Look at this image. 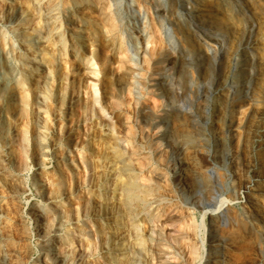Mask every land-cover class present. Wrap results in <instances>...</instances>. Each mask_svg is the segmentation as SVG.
Segmentation results:
<instances>
[{"label":"bare ground","instance_id":"6f19581e","mask_svg":"<svg viewBox=\"0 0 264 264\" xmlns=\"http://www.w3.org/2000/svg\"><path fill=\"white\" fill-rule=\"evenodd\" d=\"M179 1L180 7L184 10L183 12L194 19L197 27L212 29L218 32L226 29L225 24L221 20V0ZM214 1L217 3H214ZM41 2H43V0H11L10 4H6L5 0H0V15L2 12L3 14L6 13V18L9 16L10 19V16H12L16 19L14 20L15 22L19 21L20 23L23 19L22 16L24 17L26 14L30 17L38 15L41 11ZM45 3L47 4L45 15L36 16V20L31 24L35 25V29H31V26L29 27L28 25L31 20L30 18L27 22L28 26L26 25L20 34V37L22 36V39H25L27 51L31 48H39L40 50L37 51L42 54H40L41 57L37 56L39 54L37 51H28V53H38L37 55L33 54L32 59L35 61L38 60V62L34 63L28 61V55L22 54L18 57L21 63L23 61L26 68H31L29 71L31 75L29 76L28 74L29 77H26L27 81L32 77V73L34 71L36 72L33 80L31 78V80L26 82L25 75H20V73H18L19 71H16L17 68H14V64L9 56L8 46L5 42V38L8 35L2 30V26H0V119L5 120L9 117L15 121L19 119L23 120L22 117H26L27 111H29L28 107L30 106L32 108L33 113L31 115L34 114L35 118H37L36 122L39 121L33 125V130L30 129V131H33V133L31 132L33 134L31 135L33 136L32 151L34 152L36 160H39L38 168H44L47 156L52 153L53 149L58 148L57 146H52L49 141L51 130L50 121L51 123L55 121L53 117L54 114L53 116L51 114V109L54 108L52 107L54 101H52V95L45 94V88L54 80L56 74L58 75L59 72L61 73V70H64L65 74L68 76L70 75L69 94H67L68 105L65 110H63L67 122L66 124L61 122L64 124L63 126H68L67 128L65 127L67 129L65 130L66 136L70 137V135H74L71 130H73V125L79 122L77 120V122L75 121L76 123L74 122L75 124H73L72 117L76 114L75 111L82 110L83 116L80 118L83 126L87 122L91 123V125H88L90 126L88 127L89 130L86 128L88 131H85L87 136L86 139L88 140L87 144H83L84 146L82 145L79 148V157L83 168L80 169L78 164L74 163L73 153H71V150H67V154L61 157L65 159L64 170L61 176L51 174L52 176L50 175L48 177L46 175L45 181L43 177H35L34 180V182L36 181L37 187L42 191H39L41 195L44 194V197L46 196L47 202L48 200L60 199L65 195L64 199L56 203L57 207L53 215H49L50 217L47 219L42 217V220L44 219L42 225H45L46 228L43 226L41 230H46L47 234H52L56 237L51 238L53 239V241L51 240L53 244L51 248L49 247L51 249L50 253L52 259L54 260L53 263L94 264V258L100 256L103 260V264H133L137 260L134 257L140 255L138 253L145 250L147 253L146 255L152 258V264H186V253L187 251L192 252L193 250L191 251L190 249L189 235L185 234L187 227L186 219L183 218L184 216H181L183 211L178 207V203L173 200L171 189L175 184L177 185V182L185 175L184 183L194 192L195 197L207 199L208 192L210 191L208 180L221 185V173L212 169H205V172L202 171V167L196 155L202 153V146L206 139L205 133L210 131L211 125L207 121L202 120L204 117H202L198 107L195 111L192 110L193 106H191L192 108L190 107V109L188 108L189 110H186L187 107H185L184 103L196 84L194 81L195 77L192 76V72L194 73V71H192L193 69L191 70V66L195 64V62L197 63L200 61L198 65L204 69L203 72L206 78H209L208 75L211 72V67L213 65V67L218 66L220 69L219 75L221 76V61L217 62V55L220 54L221 51L215 50L212 51L213 53L201 54V60L191 53L189 55L186 54L187 57L184 58L182 57V53L175 52L176 49L174 51L170 50L169 53L166 51V53H168L167 55L165 53L167 60H178V85L170 83L169 79L167 80L169 82L162 87L163 89L159 94V97L163 96L168 99V110L171 116L163 117L154 115L147 101H143L138 110L140 124H142V127L153 126L156 117H158L159 120L157 123H168L169 130L157 135L155 139L157 141L167 140V146L174 151L181 149L182 143L192 144L189 149H191L192 154L194 153V156L192 155L188 158L185 168L181 167L183 165L180 164L178 169L172 173L169 172L166 167H159L156 162H153L151 158L146 156L144 159H146L147 163L142 164L143 160H141L142 163L137 164L138 160L136 163V158L133 159V156L130 155L131 152H134L135 149L136 151H140L141 148L138 149L137 147H140L141 141L145 140L149 143V141L152 140V135L147 136L140 131V138L137 142L135 139L131 138V135H134V133L132 134V128L125 124L129 123L127 121L129 117L123 118L125 116V108H127L125 106L128 105L125 104V94H127V91L131 93L130 88L133 84H131V79L134 77L133 73L135 68L132 67L133 65L130 64L129 60L127 62L129 48L125 47L122 40L119 39L120 37L116 30L118 25H116L115 19L106 12L108 8L106 0H46ZM175 5H177V3H174L171 9L169 7V9L164 8L171 17L177 13V6ZM224 19L226 20V18ZM42 22L46 23L45 26L47 24L49 26H46L43 32H38L40 35L34 37L33 32L37 31V28L40 27ZM86 24H89L92 29L97 25L98 27L94 29L96 32L93 31L89 36H86L87 34H85V32L87 33L89 30L82 27ZM63 27V32L60 33L57 43L65 39V45H62V48L58 50L57 57H55L56 53L53 47L56 41L54 37L55 34L53 33H55V30H59ZM179 30L180 33H184V28L179 27ZM140 32L143 33L142 30ZM36 38H38L37 41L33 40ZM42 38H46V40L43 41ZM185 38L187 37L185 36ZM92 40H94V43L91 42L88 45L86 44V41ZM101 41L105 43L107 48L105 52L108 56L105 55L102 58H98L95 48ZM154 44L152 43V46H150L151 48L148 55L144 56L145 68H142L143 72L147 68L153 71L155 69L153 66L157 64L154 56H158V54H156L157 48ZM87 46H89L90 53L88 55L86 53L87 51L85 52ZM63 48H65V51ZM68 48L72 51L71 53L66 52ZM139 48L141 49V47ZM184 50L186 49L184 48ZM142 52H145V49H142ZM145 54L147 53L145 52ZM47 55L48 57L45 59ZM108 64L107 70L105 66ZM111 64L114 66L113 68ZM147 71H145V73ZM155 72L160 74V70H156ZM205 81L207 82V80ZM143 83L146 84L145 82ZM204 87L205 85L198 86V94L196 93L197 99L202 97V90ZM186 102L189 103L188 101ZM14 106H16V108L18 107V109L13 110ZM56 109L58 110L59 108ZM62 113L63 112H61V115H63ZM58 117H60L59 113ZM26 118L27 121L30 120L29 117ZM31 119L33 120V116ZM31 121L29 122L31 123ZM26 123L29 124L28 122ZM123 125H126L129 129H127L126 132L124 131V136L122 132L121 136L118 131H121L123 128L121 130L118 129L123 127ZM60 126L62 130L60 134L63 135L64 130L62 129V125ZM3 128L1 127V131ZM78 128L80 129V127L77 126V129ZM2 134L4 135V133ZM249 134L247 135L249 136ZM256 136L258 138L255 140V143L260 145L263 141L262 135ZM3 138L5 139V137ZM245 138L246 137H244V139ZM9 149L5 147L0 148V173L5 175L3 177H8L13 185L17 187L21 172L17 173L18 171H15L16 173H12V170L10 172L8 169V163H11V156L13 155V153L11 155L13 150L10 149L12 150L10 151ZM59 149L61 148L59 147ZM63 159L61 160L63 161ZM72 163L75 170L78 171V174H74L75 176L70 173L72 170V166L70 165ZM63 178H65V183L61 181ZM85 184L91 185L89 187L90 197L87 203H84L80 199L83 194L81 188L84 187ZM62 188L65 189L63 190ZM211 189L215 194H218L217 190H215L216 188ZM249 196L250 195H248V197ZM34 208L36 209V207ZM167 211H172V213L176 216L178 215L180 219H177L172 226L167 227V230H165L166 227H160V222L169 217ZM33 212L32 214H34ZM38 213L40 214V211H38ZM108 213H111L114 218L110 221V224L106 217ZM39 214L36 213L37 216ZM207 215L208 213L206 212L204 219ZM212 216L216 218H218V216L221 217L219 213H214ZM39 217L41 216L39 215ZM71 225H77L76 230L80 233L77 237H82V240L80 239L82 244L78 252V244L74 242L75 232L72 230ZM205 229H207V227ZM2 231L0 228V264H15L13 257L14 254L18 252L11 247L9 234H6V231L4 233L3 229ZM7 233L9 232L7 231ZM64 239L65 242L68 241L69 243L64 247V254H62L59 251L58 242H62ZM154 243H158V245L156 244V248L153 247L154 245L152 246ZM143 254L144 253H142L141 256H143ZM213 258L214 264H223L220 252L215 253ZM146 259L148 258L146 257ZM139 260L140 259H138V261Z\"/></svg>","mask_w":264,"mask_h":264},{"label":"rangeland","instance_id":"374dc122","mask_svg":"<svg viewBox=\"0 0 264 264\" xmlns=\"http://www.w3.org/2000/svg\"><path fill=\"white\" fill-rule=\"evenodd\" d=\"M10 1L11 0H5V3L10 4ZM45 1L46 0H43V2H41V11L36 16L45 15L47 11L45 9L47 6ZM173 1L106 0L108 5L106 12L115 19V23L118 25L116 30L120 37L119 39L122 40L125 47L129 48V51L131 50L130 53L128 51L127 62L129 60L130 64L133 65L132 67L135 68L133 73L134 77H132L134 80L131 79V84H134L131 85V93L127 91V94H125V99L127 100H125V104L128 105L125 106L127 108H125V116L123 118L129 117L127 120L129 123L125 124L132 128V134L134 133V135H131V138L135 139V141L140 138V131L147 136L152 135V140L149 141V143L145 140L141 141L140 147H137L138 149L141 148V150L136 151L135 149L130 155L133 156V159L136 158L135 162L138 160V163L136 162L137 164L142 163L141 160H143L142 164L147 163L146 159H144L145 156L151 158L159 167H166L171 173L176 171L180 164L183 165L181 167H186L188 158L192 155L194 156V153L192 154L191 149H189L192 144L182 143V148L176 150V152L167 146V140L157 141L155 137L164 131H168L169 124L166 122L161 124L157 123L159 118L156 117L153 126H149L150 128L148 126L142 127L138 110L141 103L147 101L154 115L163 117L171 116L168 110V99L163 96L159 97L163 89L162 87L166 83L170 81V83L178 85L177 82L179 81L177 73L178 60L175 61V59H173L169 61L166 58L170 50L174 51L176 49L175 52L182 53V57L184 58L191 53L200 60L201 54L213 53L212 51L220 50V54L217 55V62L221 61V76L219 75L220 69L218 66L213 67V65L211 67V72L208 75L209 78H206L203 72L204 69L199 67L198 64L200 61L197 63L195 62V64L191 66V70L193 69L192 71H194V73L192 72V76L195 77L194 81L196 84L192 88V92L186 98L184 105L187 107L186 110H189L190 107L193 106L192 110L195 111L198 107L202 117H204L202 120L207 121L211 125L210 131L205 133L206 139L202 146L203 151L201 154H197L196 157L199 160L203 172H205V169H212L221 173V185L208 180L210 185V191L207 195L208 198L201 199L195 197L194 192L184 183L185 175H183L181 180L177 182V185L175 184L171 189V195L173 200L178 203V207L182 209L183 213H181V216H184L183 218L186 219L187 222L185 234L189 235V245L191 251H193H187V253H189H186L185 256L186 264H214L213 255L219 252L223 259V264H264V0H221V20L226 26V29L221 30V32L197 27L194 19L183 12V8L180 7V1ZM174 3H177L175 6H177L178 9L176 7L177 13L171 17L164 8L169 7L171 9ZM214 3L217 2L214 1ZM6 15V13H1L0 26H2V30L8 35L5 38V42L8 46L9 56L14 64V68H17L16 71H19L18 73H20V75H25L26 79V77L31 75L29 73L31 68H26L23 61L21 63L18 57L24 54L29 56L28 61H31V63L38 62V60L35 61L32 59L33 54L37 55L38 53L31 52V54L30 52L28 53V51H37L40 49L31 48L27 51L25 39H22L20 34L30 18L29 27L31 26V29L35 27V25L31 24L36 20V16L30 17L26 14L24 17L22 16L23 19L19 23V21L15 22L14 20L16 19L12 16H10V19L9 16L6 18ZM224 18H226V20ZM42 23L40 27L37 28V31L33 32L34 37L40 35L39 33L43 32L46 26H49L48 24L45 26V22ZM82 27L89 30L87 33L85 32V34H87L86 36H89L98 26L96 25L92 29L89 24H86ZM179 27L184 28V33L179 32ZM63 29L64 27L55 30V33H53L56 35H54L56 42L53 47V49L55 48V57H57L58 50L62 48V45H65V39L57 43L59 40L58 37L60 33L63 32ZM141 30L143 33L140 32ZM185 36L187 38H185ZM37 39L38 38L33 40L37 41ZM42 40L45 41L46 38H42ZM151 41L153 44L155 43L154 45H156L157 48L156 54H158V56H154L157 64L153 67L155 71L160 70V74L148 68L143 72L145 68L144 56H147L149 53L150 46H152ZM91 42L94 43V40L86 41V44L88 45ZM139 47H141V49ZM184 48L186 50H184ZM106 49L103 41L96 46L95 50L98 58L107 55L105 52ZM142 49H145L147 54L142 52ZM63 50L65 51V48H63ZM68 50H66V52H72L70 48H68ZM166 51L168 53H166ZM85 52L87 55L90 54L89 46H87V50L85 48ZM40 54L39 52L37 56L42 55ZM48 55L45 59H47ZM108 66L109 64L105 66V69L108 70ZM113 67L114 66H112V68ZM145 71L147 72L145 73ZM63 72L64 70H61V73H58L60 76L56 74L54 77L55 81L53 80L48 84L51 87L47 85L45 88V94L52 95L51 98L52 101H54L52 107H54L53 109L55 110L51 109V114L52 116L54 114L53 117L55 121L52 122L53 124L50 121L51 130L49 141L52 146H57L58 148L53 149L52 153L47 156L48 159L46 158L47 161H45L46 165L44 168H38L39 160H36L34 152L32 151L33 136L31 135H33V125L39 122H36L37 118H35L34 114L31 115L33 113L32 108L30 106L28 107L29 111H27L26 114V117L30 118L28 121L25 116L22 117L23 120L19 119L18 121L9 117L5 120L0 119V148L5 147L13 150L9 149L12 151L11 155L12 153L13 155L11 156V163H8V169L10 172L12 170V173H16L17 171V173L21 172L17 187L13 185L8 177H3L5 175L0 173V223L1 225L4 223L2 226L0 225V228L1 231L3 229L4 233L6 231V234H9L10 237H8L11 242V247L18 252H16L17 254H14L13 257L15 264H54L50 248L53 244V239L51 238L56 237L52 234H47L46 230H41L43 226L46 228L45 225H42L44 220H42V217L47 219L50 217L49 215H53L57 207L56 203L64 199L65 195L60 199L48 200L47 202L46 196L44 197V194L41 195L40 192L42 191L37 187L36 181L34 182L35 177H43L45 181L46 175L47 177L51 174L61 176L65 165V159L61 157L67 154V150H71V153H73L74 163L78 164L80 169L83 168L79 157V148L83 144H87L88 140L86 139L87 136L85 131L89 130L88 127L90 126L88 125H91V123L87 122L88 124L86 123L83 126L81 123V118L83 116L82 110L79 111L76 108V114L72 117L73 124H75L77 120L79 122L73 125V130H71L74 135H70V137L66 136L65 130H67L66 128L68 126H63L67 122L63 110H65L68 105L67 94H69L70 75L68 76L65 72L63 74ZM35 74L36 72L34 71L32 77H30L28 81L31 80V78L33 80ZM205 80H207V82ZM25 81L28 82L27 79ZM200 85H205L203 88L204 91L202 90L203 98L197 99L196 93ZM190 101L195 104H192ZM56 108L59 109L57 110ZM15 109L17 110L18 107L16 108V106H14L13 110ZM61 112H63V115H61ZM58 113L60 117H58ZM32 116L33 120L31 119ZM29 121H31V123ZM59 124L62 125V129L64 130L63 135L60 134L62 130ZM77 126L80 127V129H77ZM1 127L3 128L2 131ZM128 127H126V125L120 127L118 130L122 128L125 130L122 129L118 131L119 134L121 136L123 134L124 136L127 129H129ZM30 129L32 130L30 131ZM247 134H249V136ZM256 135H262L263 141L260 145L255 143V140L258 138ZM3 137H5V139ZM244 137L250 142H247ZM59 147L61 149H59ZM61 159H63V161ZM70 166H72L70 173L73 175L75 173L78 174V171L73 167V163ZM61 181L65 183V178ZM90 186L89 184H85L84 187L81 188L83 194L80 199L84 203H87L90 197ZM211 188H216L215 190H217L218 194H215ZM62 189L64 190L65 188ZM248 195L250 196L248 197ZM34 207H36V209ZM38 211H40V214ZM32 212L34 214H32ZM206 212L208 215L204 219ZM36 213L41 217H39V215L37 216ZM167 213L169 217L160 222V227H166L165 230H167V227L172 226L177 219H180L179 216L173 214L172 211H167ZM214 213H219L222 218L218 216L219 220L215 216H212ZM106 217L109 224L110 221L114 219L111 213H108ZM76 226L77 225H71L72 230L75 232L74 242L78 244V252L82 244V237H77L80 233L76 230ZM206 227L207 229H205ZM7 231L9 233H7ZM68 243V241L65 242V239L62 240V242H58L60 253L64 254L63 249ZM156 244L158 245V243ZM156 244L154 243L152 246L154 245L153 247L156 248ZM144 251L145 250L141 251L138 253L140 255L134 257L137 260L136 262L133 261V264L153 263L152 258L147 256L146 251ZM142 253H144V257L141 256ZM146 257L148 259H146ZM138 259H140V262ZM94 261L96 264H103V260L100 256L95 257Z\"/></svg>","mask_w":264,"mask_h":264}]
</instances>
